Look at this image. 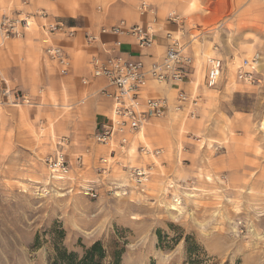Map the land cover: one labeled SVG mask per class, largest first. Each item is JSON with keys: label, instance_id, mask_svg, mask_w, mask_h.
<instances>
[{"label": "rangeland", "instance_id": "obj_1", "mask_svg": "<svg viewBox=\"0 0 264 264\" xmlns=\"http://www.w3.org/2000/svg\"><path fill=\"white\" fill-rule=\"evenodd\" d=\"M141 2L155 10L152 29L159 34L168 33L170 9L197 22L202 34L211 33L212 38L203 36L201 59L198 45L192 46L199 69L195 87L202 85L201 61L210 51L229 69L215 88L203 90L194 119L169 113L151 121L129 153L110 160L102 180L98 160L109 155L92 142L96 112L88 105L101 107L102 100L81 87L80 75L57 76L43 55L40 27L60 22L94 32L119 20L143 26L152 19L137 14ZM198 2L0 0V22L20 15L32 22L21 39L4 41L0 35V77L33 104L0 107V264H48L51 233L57 230L64 232L62 246L68 251L80 255L100 242L106 260L120 252L121 264H187L188 244L208 264H264V5H249L253 10L245 12L240 6L248 5H235L208 25ZM254 53L260 55V84L237 83L236 67ZM158 94L169 101L175 96ZM61 138L67 140L70 179L58 182L44 159ZM140 143L160 155L141 156ZM131 167L151 168L143 192L133 184ZM109 182L117 190H109ZM86 183L95 185L97 197L83 194Z\"/></svg>", "mask_w": 264, "mask_h": 264}, {"label": "built area", "instance_id": "obj_2", "mask_svg": "<svg viewBox=\"0 0 264 264\" xmlns=\"http://www.w3.org/2000/svg\"><path fill=\"white\" fill-rule=\"evenodd\" d=\"M263 1V0H256ZM137 14L140 17H150L155 24V10L151 5L141 2L137 6ZM21 16V15H20ZM3 17L0 22V35L4 41L10 39H21L31 28V20L28 15L19 18ZM166 23L175 26V33H165L167 48L161 60L146 66L140 60H134L130 56L119 53L122 43L119 40L112 41L109 45L102 41V37H114L115 39L130 38L140 50L151 49L155 45V37L158 32L152 26L128 25L124 20H119L110 26H102L96 33L86 31L84 42L86 46H99L105 55L104 58L98 55L92 56L89 60L91 79H103L106 86L98 91V94L111 103L110 116L107 123L95 130L92 135V142L102 146L108 151V158H100L97 173L102 180H105L111 168L110 160L116 155H126L131 145L132 138L141 132L153 120L162 119L169 113H173L183 119H194L198 110L201 97L195 93H187L182 88L178 89L173 102L166 97L144 96L149 88V83L154 85L171 87L174 85L183 86L191 83L190 67L192 58L188 50L196 37H190L184 42L187 33L184 25L187 19L175 12L170 11L165 17ZM44 38L41 40L44 45V54L53 64L57 74L65 78L71 71L72 62L64 49L52 44L51 36H60L64 41H72L76 37V29L66 26L63 23L55 22L40 27ZM198 36L201 41L202 36ZM208 38V37H207ZM260 61L259 53H254L251 58L243 59L234 71V78L237 83L248 86L260 84L257 78V65ZM225 66L217 57L204 58L203 85L207 89L215 88L224 78ZM82 86L89 84L88 79L81 80ZM8 106L17 108L20 106L32 107L33 104L26 94L19 91H10L6 84L0 79V107ZM67 140L61 138L56 142V151L48 155L44 162L50 172L51 179L62 182L69 180V165L66 161L64 147ZM137 153L143 157H157L161 151L151 150L148 146L140 143ZM82 156H78L76 163L81 165ZM118 164V163H116ZM131 178L133 184L144 191V187L150 177V167H131ZM109 190H117L111 182L108 183ZM83 194L90 198L97 197V190L93 183H86L82 187Z\"/></svg>", "mask_w": 264, "mask_h": 264}, {"label": "crops", "instance_id": "obj_3", "mask_svg": "<svg viewBox=\"0 0 264 264\" xmlns=\"http://www.w3.org/2000/svg\"><path fill=\"white\" fill-rule=\"evenodd\" d=\"M250 1L252 0H200V2H198V5H201V10H203L204 15L200 18L203 19L202 23L205 24H211L215 22V19L220 16V14L224 13L226 14L227 10L230 11L231 8H235V5H248V6H240L241 11H249V10H253L252 7H249V5H264V0L260 1L262 3H251ZM189 5H186L185 7H187ZM259 8V7H258ZM257 8V9H258ZM169 11H175L177 13H181V11H176V10H172L170 9ZM168 11V12H169ZM183 14V13H181ZM185 15V14H184ZM187 17H189L188 15H185ZM148 19V18H147ZM233 19V17L230 15H226V20L230 21ZM190 22L185 23L184 25V31L185 33H187L186 38L184 39V42L187 41L190 37H196V39L193 40V42L190 45V48L188 50L189 56L192 58V65L190 67V72L192 73L190 76V80L191 83H185L183 86H171V87H163V86H157L154 85L152 82L149 83V88L145 90L144 92V96H149V97H166L168 98L166 95H159V92L162 93H171L174 92L176 94V91L180 88H182L185 92L187 93H195L198 94L199 96L201 94H203V90L207 89L206 87H204L203 85V73H204V60L201 61L202 62V85L197 86V81L196 80V69H198V66L196 65V60H195V54L193 53L194 50L192 49V46L196 43L199 47L200 53L203 51V38L204 37H208V38H212L211 34L208 36H202L201 41L198 39V36L201 35V33L204 30H201L199 27V24L195 21H193V19H189ZM148 22V23H147ZM146 23L143 24V26L150 25L152 24V22H149V19ZM115 24V23H114ZM128 24V23H127ZM169 27V30L167 31L168 33H175L176 32V27L172 26L168 23H166ZM113 25V24H111ZM128 25H138V24H128ZM110 26V25H109ZM140 26V25H139ZM142 26V25H141ZM153 26L156 27V25L153 23ZM76 29V28H75ZM31 30V28H30ZM30 30L26 33H29ZM88 31V29H84V28H77L76 29V37L72 40V41H64L60 36H51V42L52 44L58 45L60 47H62L65 52L68 54V56L70 57L71 61H72V67H71V76L75 73V75H80V77H82L80 79V84H81V80L82 79H88L89 80V84L87 86H82V88H88L89 87V92L93 93L94 95H97L102 101H100L99 106L98 107L96 103L91 102L88 105H90L91 107H94L95 109V115H94V119H93V130H97L99 129L102 125H104L105 123H107V121L109 120V116H110V109H111V103L102 98L99 94L98 91L106 86V83L103 79H91L90 78V70H89V60L92 56L98 55L101 58H104L105 55L103 54V52L100 50L99 46H93V47H88L86 46L85 42H84V33ZM98 30H94V33H96ZM156 32L157 35L155 37V45L148 50H140L136 47L135 43L133 42V40H131L130 38H120V39H115L114 37H102V41L107 43V45H109L112 41L114 40H119L122 43V47H127L129 50L128 51H122L121 49L119 50V53L124 55V56H130L132 59L134 60H140L142 61L146 66L152 64L153 62L159 61L162 59V57L165 55L166 52V48H167V41L165 39V36L163 34H159L160 30H157ZM227 34H229L228 31H226ZM44 38V35L41 33V39L42 40ZM227 42L228 45V39L225 38V40ZM226 45V46H227ZM232 48V47H231ZM44 51V48H43ZM42 51V52H43ZM203 53H201L200 55V59L202 58ZM210 57H216V53L210 51ZM43 55H45L43 53ZM48 61L49 59L47 58V56H44ZM220 59V58H219ZM223 61V59H221ZM50 62V61H49ZM51 63V62H50ZM224 66H225V72L228 71V64L226 62H224ZM52 64V63H51ZM53 66V64H52ZM54 67V66H53ZM201 67H200V71H201ZM199 70V69H198ZM56 72V70H55ZM257 73V71H256ZM57 74V72H56ZM70 75V74H69ZM58 76V74H57ZM84 76V77H83ZM0 79L6 84V87L9 86V81L8 79H6L5 77L1 76ZM210 90V89H207ZM175 98V96H174ZM174 98H172L170 100V102H173ZM82 103V101L80 102ZM31 108V107H30ZM101 108V109H99ZM69 109V108H68ZM30 111V110H29ZM98 120H101V124L99 125ZM140 135V134H139ZM139 135L136 136L133 140L135 139H139ZM132 140V142H133Z\"/></svg>", "mask_w": 264, "mask_h": 264}, {"label": "trees", "instance_id": "obj_4", "mask_svg": "<svg viewBox=\"0 0 264 264\" xmlns=\"http://www.w3.org/2000/svg\"><path fill=\"white\" fill-rule=\"evenodd\" d=\"M52 256L48 264H121L120 252H115L112 259L107 261L106 251L100 242L93 243L89 248H85L82 254L68 251L62 246L64 232L62 230L52 233ZM39 236L36 237L35 247H39ZM188 262L187 264H208V261L201 258V255L191 245H187Z\"/></svg>", "mask_w": 264, "mask_h": 264}, {"label": "bare ground", "instance_id": "obj_5", "mask_svg": "<svg viewBox=\"0 0 264 264\" xmlns=\"http://www.w3.org/2000/svg\"><path fill=\"white\" fill-rule=\"evenodd\" d=\"M149 26V25H148ZM150 26H153V22H152V24H150ZM258 65H259V63H258ZM143 130V129H142ZM142 130H141V132H142ZM141 132H139L138 134H136L133 138H132V140L136 137V136H138L139 134H141ZM132 140H131V142H132ZM129 153V152H128ZM190 197V196H189ZM174 202L175 203H177V204H179V200H177V201H175L174 200ZM171 209L170 210H172V211H176L177 210V208H175V206L173 207V206H171L170 207ZM179 213V212H178Z\"/></svg>", "mask_w": 264, "mask_h": 264}]
</instances>
